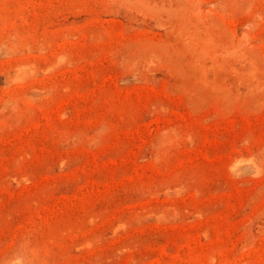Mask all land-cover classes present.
I'll return each mask as SVG.
<instances>
[{
    "label": "rangeland",
    "instance_id": "obj_1",
    "mask_svg": "<svg viewBox=\"0 0 264 264\" xmlns=\"http://www.w3.org/2000/svg\"><path fill=\"white\" fill-rule=\"evenodd\" d=\"M0 264H264V0H0Z\"/></svg>",
    "mask_w": 264,
    "mask_h": 264
}]
</instances>
